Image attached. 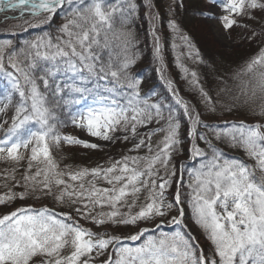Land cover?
<instances>
[{"label":"snow or ice","instance_id":"1","mask_svg":"<svg viewBox=\"0 0 264 264\" xmlns=\"http://www.w3.org/2000/svg\"><path fill=\"white\" fill-rule=\"evenodd\" d=\"M141 7L171 102L145 91V77L134 71ZM178 8L187 10L185 0L167 11L175 16ZM192 11L229 37L242 29L241 42L257 45L229 71L223 59L219 67L205 60L170 18L175 65L195 102L164 75L155 0H0V14H16L4 21H21L13 28L45 29L0 39V162L12 165L0 171V264H264V0H203ZM58 17L63 23L52 29ZM186 61L210 67L215 88ZM242 110L254 122L224 119ZM117 142L132 143L128 152L136 154L75 168H62L54 155L64 146L103 151ZM184 152L191 164L177 159ZM28 200L34 203L14 206ZM186 208L208 251L185 223Z\"/></svg>","mask_w":264,"mask_h":264},{"label":"rangeland","instance_id":"2","mask_svg":"<svg viewBox=\"0 0 264 264\" xmlns=\"http://www.w3.org/2000/svg\"><path fill=\"white\" fill-rule=\"evenodd\" d=\"M141 1L143 3L145 2V0H137L138 5H142ZM177 2H178V0H177ZM155 3L157 4L158 9H164V11L166 13V15H165L166 18H165V20H163L164 22H161V24L168 25V20L170 18H172L173 16H171L168 13L167 8H168L169 4H173V0H155ZM185 3H186L187 10L184 9V11L185 12L187 11V14H186V16H184L185 17L184 19L177 20V22L181 25V27L184 30L186 28L193 29L197 33H200L202 36H204L206 38L208 37V39L211 41V43L214 45V47L222 49V50H225V51L234 52V51L241 50V49H244V51H245L249 47L250 49H248L247 55L251 56V55H253L255 53V51L257 50V45L255 43L249 44L247 41L241 42V37L245 35V32L242 29H239V28L233 29L231 31V35L229 37L227 34H225L219 28L218 22L210 21V20L209 21H205V20L196 18L197 14L195 12H193L192 9L194 7L203 6V0H185ZM178 9H182L183 10V8H178ZM139 12H140L139 15L142 18L145 17V19L149 23V18L147 16V10L144 9L143 7H141L139 9ZM5 15L13 16V15H16V14L15 13H11V12L0 14V21H3L2 23H0V39L12 38V37H10L7 34L9 31L17 32L18 35H17L16 38L19 39V40H23V39L32 38L36 34H38L39 32L45 30V29H39V28H36V29L29 28L28 31H21L19 28H13L12 27V26H14L16 24L21 23V21L12 20V19L4 21L3 18H4ZM247 22L249 24H252L254 27L257 26V25H255V23L253 21H247ZM61 23H63L62 19H60L59 17L56 18L54 20L52 26H51L52 29H54L57 25H59ZM172 40H173V38H172ZM171 45H172V42L170 43V46ZM171 49H172V47H171ZM172 54H173V51H172ZM173 59H174V55H173ZM186 63L189 64V67H197V70L200 72V69L198 68V66L192 65L191 62H187L186 61ZM169 67H170V65H169ZM171 67H173L172 64H171ZM175 67H176V65H175ZM171 73H172L171 70L168 69V71H166V74H165L166 78H170V79H172L175 82L176 87L180 89L181 96H183L185 99L192 100L194 102L193 98L186 91V88H187L186 87V82L183 79H181L179 81L176 80L175 77H174L175 74H171ZM178 75L181 77L179 69H178ZM182 82H183V85H182ZM144 90L145 91L149 90V84H147L145 81H144ZM10 115H11V112L9 113V116ZM205 117L206 118L208 117L207 113L205 114ZM218 118H219V116L217 115L212 120H217ZM224 119L236 120V121L245 120V121H247L249 123L254 122V118L250 117V116L246 117V118H243V117H232V116H230V117L227 116L226 117V116H224ZM184 124H186V123H184ZM182 126H183V124H182ZM184 127H185V129L183 130V133H182V127H181V139L184 140V148L187 149L190 146V143H189V140H188L187 136L185 135L186 126H184ZM64 131L67 132V133H71L73 135L80 136L81 138L87 139V137H85L83 135V133H80L79 130L74 129L72 127H69L67 129H65ZM141 131H144V130H141ZM162 135L163 134L160 133V134H157L156 136H154L152 138L153 144L158 142L161 139ZM97 142L98 143H102V144L104 143V142H99V141H97ZM134 142L135 141H133V143ZM200 146L201 147H205V145L203 143H201ZM219 146L223 147L224 150L230 156H237V157H240V158H243V159H247L244 156L243 152L238 150V149H230V148H227L224 145H219ZM131 147H132V143L117 142L115 144H105L104 150L109 151V154L107 156H104V158H102L99 162H96V161L90 162L89 159H92V158H90L92 154L88 155V157H84L81 154V151H82L81 149H74L73 152H72V151H70L71 148L69 146H64L62 150L54 152V155L56 156V158L58 160V157L62 153L71 152V154H73L72 155V157H73L72 160H74V162H73L74 164L71 165L73 168H75V167H94L97 164H104L105 166H107V162L110 159H119L124 154H133V155L136 154V153H129L128 152L129 148H131ZM139 154L143 155L144 151L141 150V152ZM85 159L88 162L86 164L85 163H81ZM177 159L180 160L181 162H184V163H188V164L192 163L189 160V156H188L187 152H184L181 156L177 157ZM60 165H61L62 168L64 167L61 164V162H60ZM11 167H12L11 164H5L4 162H0V171H3L5 168H11ZM23 167H24V165H21V168H20L21 172L23 171ZM185 179L187 180V176H185ZM0 183H2V181H0ZM104 186H106V185H104ZM16 190L18 191V189H16ZM174 190H175V186H173L172 189H169V192L170 193H174ZM4 191H5V189L0 187V193H2ZM171 198H172L171 195H169V199H171ZM21 203H26V202L25 201L24 202L17 201L14 206H16V205L19 206ZM43 203H47V204H49L51 206V201L50 200H47V202L43 201ZM3 211H6V210H3ZM173 214H175V212H173ZM185 223L189 226L191 231L195 234V236L197 237V240L199 241V244L201 245V247H203L205 249V251H208L209 248H210V242L205 238V236L203 235L201 230L197 226H195L193 224V222L191 220V210L188 209V208H186ZM81 224H83L85 227L92 228L93 231H97L98 232V231L102 230V229H99V228H94L90 223H88L86 221H83V220L81 221ZM164 230L165 231H172V228L168 227V226H165ZM118 232L120 234H122V235H128L130 230H128V229H119ZM97 264H99V261H97Z\"/></svg>","mask_w":264,"mask_h":264},{"label":"trees","instance_id":"3","mask_svg":"<svg viewBox=\"0 0 264 264\" xmlns=\"http://www.w3.org/2000/svg\"><path fill=\"white\" fill-rule=\"evenodd\" d=\"M142 2V1H141ZM140 2V3H141ZM143 4V2H142ZM160 11V19H159V34L161 36V45L163 48V56H164V64L166 65V68L164 69V75L166 74V71L171 70V74H175L176 80H181V77L178 75V69L175 67V61L173 59L172 49L170 46V43L173 41V34L169 30L167 25L161 24V22H164L165 20V11L164 9H159ZM140 14V12H139ZM187 14V11L185 12L184 9H176L175 16L172 18H175L176 20L184 19ZM258 27V26H256ZM193 38L194 42L196 43L197 47H199L201 54L205 58V60L209 62H216L217 67H219V61L222 59L226 61L225 68L229 71L231 69L237 68L242 62L248 58L247 50L244 51V49L237 50L234 52L231 51H225L219 48L214 47V45L211 43V41L208 39V37L202 36L200 33H197L193 29L186 28L185 29ZM134 32L136 34V51L138 52L139 59L137 60L136 65L134 66V71L137 73L142 74L145 77V82L149 84V90L155 89L158 93L161 94V96L167 97L169 102H171V97L169 93L166 90L164 82L160 79V74L156 71L157 68L160 67V64L157 62L154 56V41L152 36L150 35V26L147 20L142 18L140 15L136 21V24L134 26ZM253 53V52H252ZM171 64L173 67H171ZM170 65V67H169ZM198 68L200 69V73L203 78V82L205 83L206 87H212L215 88L214 83V72L213 70L206 66V65H199ZM166 77V75H165ZM183 85V82H182ZM186 91L187 93L193 98L195 102L196 94L189 90L187 84H186ZM252 117L247 110L242 111H236L233 112L231 115H226V117ZM211 119H214V117H211ZM186 124H183L182 126V133L185 129ZM185 132V131H184ZM70 151L73 152L74 149H81V154L84 157H88V155H91L89 159L90 162L96 161L99 162L104 156H107L109 154V151L103 150V151H92V150H84L79 147H70ZM73 154L71 152L69 153H62L58 160L61 162L63 166L65 165H73L74 160L72 157ZM83 157V158H84ZM88 161L85 159L81 163H87ZM19 175V173H18ZM19 191V189H18ZM26 203H34L32 200L25 201ZM47 202V200H46ZM18 206V205H16Z\"/></svg>","mask_w":264,"mask_h":264}]
</instances>
